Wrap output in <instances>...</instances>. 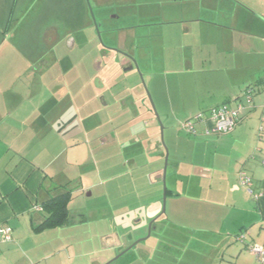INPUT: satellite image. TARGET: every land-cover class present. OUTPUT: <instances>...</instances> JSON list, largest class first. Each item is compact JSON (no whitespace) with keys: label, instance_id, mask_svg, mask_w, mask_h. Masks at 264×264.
Masks as SVG:
<instances>
[{"label":"crops","instance_id":"1","mask_svg":"<svg viewBox=\"0 0 264 264\" xmlns=\"http://www.w3.org/2000/svg\"><path fill=\"white\" fill-rule=\"evenodd\" d=\"M118 2L126 24L114 37L116 46L135 61L141 76L147 78V86L155 96L156 108L167 117L171 136L176 128L178 133L188 135L179 125L189 120L190 116L206 114L224 103L235 107L244 101L246 90L253 91L251 105L231 133L206 135V126L195 124L197 133L190 135L194 140L186 141L185 145L196 149V144H200L207 148L200 154L201 161L190 165L188 171L201 180L198 186L190 185L195 192L187 193L198 194L196 197L188 194L182 197L168 189L167 197L171 203L169 220L178 223L181 229L198 232L199 235L195 233L198 241H204L206 236L219 242L220 254L212 264H257L248 246H264V0ZM4 3L8 5L7 9L4 5L5 10L0 13V97L4 105L3 109L0 108V118L13 111L11 101L18 97L11 94L5 98L2 94L10 92L17 77L32 73L41 79L47 78L59 61L53 54L55 48L40 45L38 37L33 43L29 42V45H34L30 49L26 47L21 33L15 34L21 40L12 42L11 35L18 24L16 13L20 15L24 11L26 22L30 20V9L24 8L26 0H7ZM34 19L26 24V29L25 25L21 27L25 33L32 29L31 38L43 20L38 11ZM35 34L37 36V31ZM71 36L68 35L66 41H71ZM82 45L75 43L71 49L69 45L65 46L66 52L61 58H67L69 53ZM62 62H65L63 66L68 75L65 83L45 82L47 90L39 95L35 104L39 106L27 112L25 121H36L40 111L39 123H33V129L27 122H21L20 126L0 123V226L11 230L10 241L2 242L0 237V264L71 263L73 255L69 249L74 246L71 242L66 244L68 246L56 245L55 242L59 241L53 234L56 229L33 232V226L44 218L41 203L61 193V187L65 185V189L69 187L67 191H72L71 184L77 180L75 175L69 177L72 166L67 161V149L61 143L62 138L66 139L71 134L65 130L66 137L59 135L57 131L61 127L58 125L68 123L70 128L74 127L73 135L76 127L87 135L95 122L88 126L84 123L91 120L92 115L116 109L114 115L119 118L130 115L129 109H134L132 112L136 114L137 107H143L141 99L144 92L141 88V92H134L135 95L130 97L127 95L130 93L127 84L119 85L120 79L115 81L110 76H99L95 78L100 90L95 91L91 68L86 74L87 80L82 82L76 62ZM103 68L96 71L101 74ZM122 80L127 83L124 78ZM132 80L134 85L139 86L137 77L136 80L132 77ZM81 96L84 102H78ZM133 97L138 99L136 103H133ZM76 114L80 116L79 124L72 119ZM170 124L173 126L169 127ZM44 129L48 130L49 154L46 161L43 157L45 142L41 140L42 144L38 145L33 136ZM115 139V135L107 133L100 142L101 145H108ZM173 139L177 143L183 138L175 136ZM181 162L176 158V163ZM240 171L251 178L252 191L260 195L257 200H253L239 185ZM187 176L190 178L189 174ZM105 181L98 183L104 191L109 179ZM159 181L160 177L156 174L155 182ZM104 207L105 210L108 208ZM103 217L107 215H101L97 220L102 222ZM126 231L115 230L116 234L108 231L107 235H101V247L95 252L116 253L117 244L122 241L120 236L133 234ZM238 234L245 237L242 243L236 240ZM139 237H126V242ZM185 239L192 238L186 235ZM88 242L93 244L95 240L92 238ZM55 245L59 249L46 254ZM136 254L132 264H142L140 260L149 258L150 251L145 248Z\"/></svg>","mask_w":264,"mask_h":264},{"label":"rangeland","instance_id":"2","mask_svg":"<svg viewBox=\"0 0 264 264\" xmlns=\"http://www.w3.org/2000/svg\"><path fill=\"white\" fill-rule=\"evenodd\" d=\"M5 1L7 2V0H0V13L8 5V3H4ZM88 3L97 30L85 0H40L31 9L29 8L30 20L25 22L24 13L20 12V15L18 12L16 13L18 24L17 29H14L11 35L12 42L17 43L20 38L16 37L15 34L21 33L26 47L30 49L34 45L29 44L34 42L35 37H38L40 45L46 48H55L53 54L57 56V60L73 64L76 62L82 82L87 80L86 74L90 73L91 68L93 70L91 82H93L95 91L96 89L97 91L100 90V84H96L97 78L95 77L110 76L115 81L120 79L121 84L119 85L121 86L127 84V91L130 92L127 95L134 96V92L141 91L136 81V85L133 84L132 77L134 80L137 77V80L140 81L139 74L141 72L137 70L126 72L121 67V64H125V62L120 64V56L115 53L118 48L114 37L117 36L119 29L126 24L121 11L118 9L121 4L118 0H88ZM28 6L30 7L31 4ZM37 11L43 20L36 30L37 36H35L36 31H33L31 38L32 29L25 33L21 27L25 25L26 29V24L35 20ZM97 32L100 38H98ZM6 33L9 34V31ZM68 35H74L79 46L83 45L79 47L80 49L77 48L69 53L67 58L62 59L61 56L65 55L66 52L63 39ZM97 58H101L102 66L105 67L101 74L94 67ZM59 61L50 70V76L47 78L41 79L39 75L34 76L32 73H26L16 78L17 80L12 84L10 92L6 91L2 95L7 98L12 94L18 98L12 99L13 111L8 116H2L0 123L20 126L21 122H27L30 129H33V123H39L40 111L36 121H25L28 117L27 112L34 109V106H39V104H35L39 95H43V92L47 90L45 82L65 83L67 80L68 75L63 66L65 62L61 61L60 63ZM125 65L127 66V64ZM77 78L79 79V77ZM123 78L127 83H123ZM142 78L147 86V78L143 75ZM147 92L150 97L147 95L142 97L143 107L140 109L137 107L136 114H133L132 110L129 109L130 115H121L118 118L114 115L116 109H112L109 113L92 115V119L84 123L88 126L95 122V126L86 132L87 135L82 134L83 132L78 127H76L73 135L74 127L70 128L68 123L60 124L61 129L57 131L59 135L65 136V130L71 134L65 136L66 139L62 138L61 143L67 149V161L72 166L69 177L75 175L77 180L71 184V192L74 194L68 206V223L57 228L53 234L60 241L55 242L56 245L68 246L66 244L71 242V245L74 246V248L69 249L73 255L70 264H132L135 259L134 256H137V252L133 249L114 261L112 259L119 252L117 254L112 251L95 252V249L101 247L103 237L101 235H107L108 231L115 233V230L117 232L127 230L126 232H133L134 237L140 235L137 239L140 240L146 237L151 222L153 223L150 236L138 244L137 250L147 248L150 251L149 258L143 260L144 262L140 260L142 264H212L213 260L220 254L218 241L206 236L203 237L204 241H198V232L181 229L178 223L169 220L171 218V203L167 195L164 214L158 216L163 208V184L161 181L155 182V176L164 167L165 149L168 154L165 174L166 189L184 197V194L189 193L187 191L195 192L190 185L198 186L200 183L201 178L193 173H188V171L190 165L198 164V161H201L202 156L200 154L206 152L207 148L206 145L200 146V144H196V149L191 148V145L186 146V141L192 142L194 139L190 135L178 133L177 128L172 136H179L183 139L175 143L167 127V117L161 114V109L156 108L155 96L148 86ZM32 96L36 98L33 99ZM82 96L78 102H84ZM133 99V103L138 100L134 97ZM2 102L3 98L0 97L1 109L4 106H2ZM8 105L6 103L7 110H9ZM193 117L190 116L189 119L191 120ZM171 118L175 120L173 116ZM72 119L79 124V115ZM171 126L173 125L170 124L169 127ZM161 129L163 142H160ZM47 133L48 130L44 129L42 133L33 135L38 145L45 142L43 144L45 161L49 154ZM107 133L115 135V142L101 145L100 140ZM176 158L182 162L176 163ZM188 174L190 178H188ZM107 178L109 183L104 191L98 183L106 182ZM88 186L91 188H87ZM188 186L189 189H187ZM61 189L62 192H65L69 187L68 189ZM192 192L188 195L196 197L198 193ZM104 206L108 208L105 210L106 207ZM92 209L95 211L90 212ZM101 215H107V217H103L102 222H99L100 220L97 219ZM186 235L192 239L186 240ZM92 238L95 243L90 244L88 240ZM48 239L46 238V240ZM56 245L52 246V250L46 254L56 252L59 249Z\"/></svg>","mask_w":264,"mask_h":264},{"label":"built area","instance_id":"3","mask_svg":"<svg viewBox=\"0 0 264 264\" xmlns=\"http://www.w3.org/2000/svg\"><path fill=\"white\" fill-rule=\"evenodd\" d=\"M244 101L239 102L235 107L220 105L210 109L206 114H197L191 120H186L180 124V129L188 135H196L195 124H203L204 134L225 135L231 133L236 127L240 117L252 102V90H246L243 94ZM264 166V160L262 161ZM239 185L249 194L253 200H257L260 195L252 191V180L244 171L238 174ZM0 237L2 242L11 240V230L8 227L0 226ZM245 239L243 234L236 237L238 242ZM249 252L255 257L257 264H264V246L252 244L248 246Z\"/></svg>","mask_w":264,"mask_h":264},{"label":"trees","instance_id":"4","mask_svg":"<svg viewBox=\"0 0 264 264\" xmlns=\"http://www.w3.org/2000/svg\"><path fill=\"white\" fill-rule=\"evenodd\" d=\"M221 105H226V103ZM65 186L61 188H65ZM168 193L169 191L167 190ZM71 200L72 192L65 191L42 202L41 209L43 210L44 218L41 223L33 226V232L40 233L44 230L57 229L66 225L69 218L68 206Z\"/></svg>","mask_w":264,"mask_h":264},{"label":"flooded vegetation","instance_id":"5","mask_svg":"<svg viewBox=\"0 0 264 264\" xmlns=\"http://www.w3.org/2000/svg\"><path fill=\"white\" fill-rule=\"evenodd\" d=\"M27 1V5H24V8L25 7H29L28 6V4L30 5L31 4V6L29 7L30 9L34 6V4L37 2V1H40V0H26ZM88 6V5H87ZM27 12H28V10H27ZM23 13H24V11H23ZM26 15H28L27 13H26ZM96 24V23H95ZM97 26V25H96ZM69 38H71V41H66L68 38H64L63 39V41H65V43L63 42V44L65 45V46H67V45H69L70 46V49H71V47L73 46H75V43L77 44V40H76V37L73 35V36H71V37H69ZM61 43H62V41H60ZM115 53L118 55V56H121L120 57V59H119V63L121 64V62L122 63H124L125 62V64H127V66L125 65V64H121V67H122V69H129V71H132L133 69H134V71L135 70H137V71H139L138 70V67H137V65H136V63H135V61H133L132 59H130V57L128 56V55H126L125 53H123L122 51H120V50H116L115 51ZM122 59H123V61H122ZM126 59H128V60H126ZM44 61H46V59H44ZM40 62H42L43 63V61H40ZM133 62H134V65H133ZM136 66V67H135ZM94 67L96 68V70L97 69H100V67L102 68L103 66H102V60H101V58H97L96 60H95V63H94ZM92 70V69H91ZM92 72H93V70H92ZM98 72V71H97ZM139 76H140V84H139V88H141L142 89V92H144V95L146 96H148V97H150L149 96V94H148V92H147V86H146V84H145V82L143 81V78H142V76H141V74H139ZM138 108H139V106H138ZM132 110H134V109H132ZM135 111V110H134ZM61 124V123H60ZM181 124V123H180ZM60 127H61V125H60ZM179 128H180V125H179ZM161 140V139H160ZM161 142V141H160ZM168 156V155H167ZM167 164V163H166ZM167 167V166H166ZM162 174H163V168H162V170H160L159 172H158V175H159V177L161 178L162 177ZM165 174H166V171H165ZM166 195H167V189H166ZM160 215H162L161 213L158 215V216H160ZM152 223L153 222H151L150 224H149V228L148 229H150L149 230V236H150V231H151V226H152ZM116 234V233H115ZM109 236V235H108ZM148 236V233H147V235H146V239L149 237H147ZM111 237H113V235L111 236ZM122 239V241H121V243L120 244H117V250H116V253L115 254H117L118 252V254L115 256V257H117V256H119V254L123 251V250H125L126 248H128L129 246H131L134 242H136V241H139V243L142 241V240H146L145 238H143V239H140V240H137L138 238H135L134 240H131V241H127L126 242V240H127V238L126 237H131L129 234H126V235H123V236H120ZM118 239H120V238H118ZM120 242V241H119ZM124 243V244H123ZM138 243V244H139ZM116 244V243H115ZM138 244L135 246V247H132L130 250H135L136 252H138L139 250H137L138 249ZM129 251V250H128ZM127 252V251H126ZM125 252V253H126ZM125 253H123V254H125ZM122 254V255H123ZM121 256V255H120ZM119 256V257H120ZM114 257V258H115ZM118 257V258H119ZM113 258V259H114ZM112 259V260H113Z\"/></svg>","mask_w":264,"mask_h":264},{"label":"water","instance_id":"6","mask_svg":"<svg viewBox=\"0 0 264 264\" xmlns=\"http://www.w3.org/2000/svg\"><path fill=\"white\" fill-rule=\"evenodd\" d=\"M85 1H86L87 5H88V9H89V12H90V14H91V18H92V20H93V22H94V24H95V21H94V19H93V15H92V10H91V8H90V6H89L88 0H85ZM95 28H96V30H97V26H96V24H95ZM97 35H98V38H100L98 32H97ZM133 65H134V62H133ZM135 67H136V66H135ZM156 118L158 119L157 116H156ZM160 139H161V142H163L162 129H161V131H160ZM167 155H168V154H167V151H166V149H165V158H164V159H165V160H164L165 163H164V167H163V174H162V177L160 178V181H161L162 184H163V198H162V206H163V208H162L161 214H164V207H165V201H166L165 171H166V163H167V158H168ZM149 230H150V229H148V236H149ZM148 236H147V237H148ZM145 239H146V238H145ZM138 243H139V241L134 242L131 246H129L128 248H126L125 250H123V251L119 254V256L122 255L123 253H125L126 251L130 250L132 247H135ZM119 256L115 257L112 261L116 260ZM112 261H110V262H112ZM110 262H109V263H110Z\"/></svg>","mask_w":264,"mask_h":264}]
</instances>
